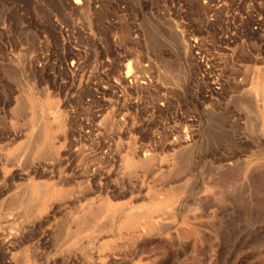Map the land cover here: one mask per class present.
<instances>
[{
	"label": "rangeland",
	"instance_id": "rangeland-1",
	"mask_svg": "<svg viewBox=\"0 0 264 264\" xmlns=\"http://www.w3.org/2000/svg\"><path fill=\"white\" fill-rule=\"evenodd\" d=\"M181 1L185 12L178 9L177 0H0V198L5 194L0 201L8 200L11 194L18 199L30 185L48 183L53 193L68 181L76 187L73 190L69 186L67 189L73 193L68 190V194L78 204L77 208L71 205L75 201L70 198L69 202V197L60 201L50 197L29 221L26 209H17L22 212V239L17 248L0 249L1 264H15L21 256L27 260L34 256L35 264H97L87 261L89 255L97 254L99 264H264V119L255 117L264 102L259 97L255 103L244 99L247 89H255L253 80L257 74L264 70V28L254 31L251 25L255 21L250 18L243 36L230 46L223 35L225 30H219V24H209L203 0ZM192 28L200 33L207 31L213 45L206 66L193 57L188 43ZM42 54L46 61L40 58ZM40 62L42 68L38 67ZM128 75L138 76L141 87L137 83L133 88L127 85ZM145 75L150 76L151 82L144 86L141 77ZM27 85L45 106L47 134L55 150L52 156L36 159L33 151H23L25 140L28 143L30 136H38V129L31 127L25 116L20 119L14 112ZM52 100L60 102L53 116L47 107V101ZM50 119L61 124L59 130ZM179 132L190 139L183 149L175 147L174 138ZM148 154L154 156L150 170L132 169L131 159ZM189 160L193 162L189 164ZM18 162L20 168L13 166ZM42 168L47 169L46 173ZM8 170L13 171L9 177ZM161 187L178 192V199L161 214L165 228L148 232L138 241L120 231L123 220L120 224L113 221L116 208H147L153 194L164 193ZM148 189L155 193L151 195ZM15 191H20V195ZM84 196L91 199L86 202ZM94 196L105 205L110 201L106 205L110 213L105 210L94 223L96 227L82 234L73 233L77 211L82 205L97 202ZM61 201L74 208H66V212L74 213H64ZM111 212L115 217L105 219ZM0 218L2 221L3 216ZM100 220L104 225L110 222L106 228L113 224V235ZM101 227L102 237L100 230H95ZM8 230L2 232L8 235ZM58 237L62 238L59 243ZM96 237L102 240L101 246L97 244L99 249L94 243ZM81 245L83 253L77 249ZM74 256H84L86 262L75 263ZM27 260L26 264H30Z\"/></svg>",
	"mask_w": 264,
	"mask_h": 264
},
{
	"label": "bare ground",
	"instance_id": "bare-ground-1",
	"mask_svg": "<svg viewBox=\"0 0 264 264\" xmlns=\"http://www.w3.org/2000/svg\"><path fill=\"white\" fill-rule=\"evenodd\" d=\"M78 4H79V1L77 2ZM171 27V26H170ZM175 30H177V31H179L178 29H175ZM178 34H179V32H178ZM135 62H137V61H135ZM137 64V63H136ZM138 66V65H137ZM133 67H134V65H133ZM141 67V66H140ZM19 68V67H18ZM139 69V68H138ZM146 70V69H145ZM262 70V69H261ZM143 71V70H142ZM258 72H259V70H257ZM256 74H257V72H255ZM125 74H127V73H125ZM131 74V73H130ZM133 74V73H132ZM123 75H124V73H123ZM255 75V74H254ZM129 76V75H128ZM136 76V75H135ZM126 77V76H125ZM138 77V76H137ZM136 77V78H137ZM123 80H124V78H122ZM126 80V79H125ZM139 80V79H138ZM255 81V82H254ZM151 82V81H150ZM253 84H255V89H251L250 91L247 89V91H248V94H247V96H246V98L244 97V99H250L251 101H252V103H255V102H253L256 98H258L262 103L264 102V70L261 72V73H259V74H257V77L253 80ZM138 83H140L139 81H138ZM137 83V85H139L140 86V84H138ZM148 83H149V81H148ZM145 84L146 83H144V86H145ZM153 84V83H152ZM147 85V84H146ZM151 86V84H148V86ZM136 86V85H135ZM253 86V85H252ZM134 86H132L131 88H133ZM138 87V86H137ZM141 87V86H140ZM147 87V86H146ZM123 88V87H122ZM130 88V87H129ZM253 88H254V86H253ZM144 89V88H143ZM148 89V88H147ZM136 90V89H135ZM21 92H22V90H21ZM174 92V91H173ZM172 92V93H173ZM170 93V92H169ZM37 93H35V91L32 89V87H30V86H26V89H24V91L22 92V99L20 100V102L18 103V106H15L14 107V109L16 108V111L14 110V112H15V115H17V117L18 116H20V119H21V116H25L26 118V120H28V122H29V124L30 125H32L31 127H33V126H35L38 130L36 131V133L38 134V136H30L29 137V139H28V143L26 142V140H25V143L27 144L26 146H25V143H22V144H24V146L25 147H23V151H33L34 152V156H35V158L37 157V156H39V157H42V156H52V155H54V148L52 147L53 146V144L51 145L50 144V142H49V135L47 134V127H48V125H47V118H46V116H45V112H44V110H45V106H44V104L41 102V100L37 97L38 95H36ZM171 94V93H170ZM173 95V94H172ZM168 97V96H167ZM43 98H44V96H43ZM42 98V99H43ZM169 98V97H168ZM170 99V98H169ZM247 99V100H248ZM18 100V99H17ZM45 100V99H44ZM167 100V99H166ZM249 100V102L251 103V101ZM172 101V100H171ZM170 101V102H171ZM242 102H244L245 103V101L243 100ZM247 102V101H246ZM258 102V101H257ZM60 102L58 101V100H55V101H47V107L49 106V108L51 109V111H52V113L50 114V115H52L53 114V112H55L56 111V109L57 108H59L58 107V104H59ZM244 103H242V104H244ZM248 103V102H247ZM246 103V104H247ZM246 104L244 105V107L246 108ZM249 104V103H248ZM247 104V105H248ZM259 104H261V103H259ZM253 106H255V104L253 105ZM122 108V107H121ZM122 110V109H121ZM122 112H124L123 110H122ZM257 114L255 115V117H257V115L259 116V118L260 119H264V105H263V107L261 108H257ZM112 113V112H111ZM249 113V112H248ZM252 113V112H251ZM251 113H250V115H251ZM48 114V115H49ZM56 114V113H55ZM54 114V115H55ZM126 114V113H125ZM170 114V113H169ZM253 114V113H252ZM57 115V114H56ZM63 115V114H62ZM109 115V114H108ZM132 115V114H131ZM254 115V114H253ZM53 116V115H52ZM65 116V115H64ZM127 116H129V115H127ZM130 117V116H129ZM62 118V117H61ZM60 118V119H61ZM104 119L106 118L107 119V117L105 116V117H103ZM113 118V117H112ZM134 119V118H133ZM257 119V118H256ZM55 120V119H54ZM54 120H52V119H50V123L52 124V126L54 125V127L55 126H57L56 127V129H60V127H61V124H59L58 123V121L57 122H55ZM58 120V119H57ZM62 120V119H61ZM119 120H121V119H119ZM124 120V119H123ZM131 120H132V118H131ZM130 120V121H131ZM258 121H259V119H257ZM64 121H65V118H64ZM127 122H128V120H127ZM57 123V124H56ZM124 123V122H123ZM176 123V122H175ZM260 123V122H259ZM24 124V123H23ZM127 124V123H126ZM180 124V123H179ZM20 125V124H19ZM18 125V126H19ZM129 125V124H128ZM127 125V126H128ZM131 125V124H130ZM18 126H15V128L17 129V127ZM100 126V125H99ZM121 126V125H120ZM193 126V125H192ZM19 127H21V126H19ZM35 127H33V128H35ZM64 127V126H63ZM175 127H176V125H175ZM28 128V127H27ZM49 128H51L50 126H49ZM182 128V127H181ZM55 129V128H54ZM183 129V128H182ZM193 129H195V128H193ZM20 130V129H19ZM22 130H23V128H22ZM51 130H52V128H51ZM62 130V129H61ZM66 130V129H65ZM65 130H64V132H65ZM172 130V129H171ZM189 130V129H188ZM262 130H263V127H262ZM24 131V130H23ZM27 131V130H26ZM53 131V130H52ZM63 131V130H62ZM193 131H195V130H193ZM21 132V131H20ZM28 132V131H27ZM35 131L33 130V133H34ZM54 132V131H53ZM52 132V133H53ZM173 132V131H172ZM176 132V131H175ZM196 132V131H195ZM264 132V131H263ZM22 133V132H21ZM26 133V132H25ZM56 133H58V132H56ZM62 133V132H61ZM60 133V135H63V134H61ZM66 133H67V131H66ZM191 134L193 133V132H190ZM31 134V133H30ZM49 134H50V132H49ZM171 134V133H170ZM176 134V133H175ZM184 134V133H183ZM183 134H181L180 132L178 133V138H174V140L176 139L177 140V143H176V145H175V147L178 145L179 147H181L182 149L185 147L184 146V144H187L186 143V141L188 142V140H190V139H188V137H186L185 135H183ZM186 134V133H185ZM189 134V133H188ZM187 134V135H188ZM18 135V134H17ZM33 135V134H32ZM192 135H194V134H192ZM196 135V134H195ZM51 136V135H50ZM64 136V135H63ZM172 136V135H171ZM66 137V136H65ZM65 137H63V138H65ZM172 138V137H171ZM193 139H195V138H193ZM170 140V139H169ZM192 140V139H191ZM54 141H55V139H54ZM54 141H52V143H54ZM58 141V140H57ZM66 141V140H65ZM171 141H173L172 139H171ZM61 142V141H60ZM167 142H169V141H167ZM192 142V141H191ZM173 143L175 144V142L173 141ZM193 143V142H192ZM196 143V142H195ZM58 144H59V142H58ZM60 145V144H59ZM168 145H169V143H168ZM192 144H190V146H191ZM197 145V144H196ZM19 147H20V145H18ZM55 146V145H54ZM61 146V145H60ZM170 146V145H169ZM189 146V147H190ZM22 147V146H21ZM62 147V146H61ZM133 147V146H132ZM192 147V146H191ZM16 150L18 151V147L16 146ZM57 148H59V147H57ZM134 148V147H133ZM170 148V147H169ZM178 148V147H177ZM177 148H175V149H177ZM180 148V149H181ZM21 149V148H20ZM56 149V148H55ZM171 149V148H170ZM188 149V148H187ZM195 149V148H194ZM14 150H15V147H14ZM57 150V149H56ZM130 150H131V148H130ZM179 150V149H178ZM189 150V149H188ZM193 150V149H192ZM22 151V152H23ZM25 151V152H26ZM132 151V150H131ZM176 151V150H175ZM14 152V151H13ZM12 152V150H11V152L10 153H13ZM21 152V154L23 155V153H25V152H23L22 153ZM133 152V151H132ZM184 152H185V150H184ZM186 152H187V150H186ZM185 152V153H186ZM191 152V151H190ZM176 153V152H175ZM178 153V152H177ZM180 153V152H179ZM137 154V153H136ZM188 154V153H187ZM18 155H19V152H18ZM24 155H26V154H24ZM144 155V154H143ZM177 155V154H176ZM185 155V154H184ZM11 156V155H10ZM55 156H57V154L55 155ZM138 156V155H137ZM149 156V157H148ZM153 156V155H152ZM151 155H145L143 158H136V159H131V166H132V169L133 168H135L136 169V167H139V168H149L151 165H152V163H153V160H154V156L152 157ZM179 156V155H178ZM187 156V155H186ZM17 157V156H16ZM31 157V156H30ZM32 157H33V155H32ZM128 157H129V155H128ZM127 157V158H128ZM134 157H135V155H134ZM184 157V156H183ZM193 157H194V155H193ZM11 158V157H10ZM34 158V159H35ZM38 158V157H37ZM36 158V159H37ZM58 158V157H57ZM173 158V157H172ZM176 158V157H175ZM182 158V157H181ZM187 158H188V156H187ZM8 159H9V157H8ZM23 159H25V157H23ZM39 159V158H38ZM41 159V158H40ZM189 159V158H188ZM191 159V158H190ZM11 160H13L12 158H11ZM10 159H9V161H11ZM128 160V159H127ZM127 160H125V161H127ZM177 160V159H176ZM187 160V159H186ZM20 161V160H19ZM28 161V160H27ZM31 161L32 160H30L29 161V163H31ZM38 161V160H37ZM40 161H42V159L40 160ZM47 161V160H46ZM53 161H54V159H53ZM53 161H51V162H53ZM129 161H130V159H129ZM171 161V160H170ZM35 162V161H34ZM57 162V161H56ZM175 162V161H174ZM184 162H186V161H184ZM190 162L192 163L193 161H191V160H189V164H190ZM14 163V162H13ZM16 163V162H15ZM21 163V162H20ZM39 163H41V162H39ZM42 163L44 164V162L42 161ZM128 163V162H127ZM173 163V162H172ZM178 163V162H177ZM18 164H19V162H18ZM18 164H13V166L14 165H17V167L18 168H20L21 167V165L20 166H18ZM28 164V163H27ZM33 164V163H32ZM48 164H49V162H48ZM171 164V163H170ZM175 164V163H174ZM182 164V163H181ZM11 165V164H10ZM34 165V164H33ZM33 165H32V167H33ZM37 165H38V162H37ZM50 165V164H49ZM54 165V164H53ZM154 165V164H153ZM40 166V165H39ZM48 166V165H47ZM17 167H15V168H17ZM46 167V166H45ZM50 167V166H49ZM128 167V166H127ZM154 167V166H153ZM156 167V166H155ZM177 167H179V164H178V166ZM35 168V167H34ZM47 168V167H46ZM182 168V167H181ZM33 169V168H32ZM41 169V168H40ZM49 169V168H48ZM51 169V168H50ZM90 169V168H89ZM88 169V170H89ZM134 169V170H135ZM173 169V168H172ZM183 169V168H182ZM12 170V169H11ZM14 170V169H13ZM20 169H18V171H19ZM23 170H25V169H23ZM28 170V169H27ZM37 170V169H36ZM43 170V171H42ZM42 172L43 173H46L45 171L47 170H45L44 168H42ZM94 170V169H93ZM99 170V169H98ZM149 170H150V168H149ZM148 170V171H149ZM173 170H175V169H173ZM251 170V169H250ZM17 171V172H18ZM22 171V170H21ZM21 171H20V173H21ZM32 171V170H31ZM34 171V170H33ZM83 171V170H82ZM81 171V172H82ZM84 171H85V169H84ZM90 171H91V169H90ZM96 171V170H95ZM95 171H94V173H95ZM107 171V170H106ZM115 171H119V170H115ZM125 171V170H124ZM144 171V170H143ZM143 171H142V173H143ZM148 171H146V173L148 172ZM172 171V170H171ZM181 170H179V172H180ZM7 172V171H6ZM11 172V171H10ZM9 170H8V177H9ZM13 172V171H12ZM11 172V173H12ZM35 172H37V171H35ZM47 172H49V171H47ZM53 172V171H52ZM116 172V173H117ZM120 172H121V170H120ZM151 172V171H150ZM178 172V171H177ZM250 172V171H249ZM54 173V172H53ZM93 173V172H92ZM125 173H126V171H125ZM128 173V172H127ZM135 173V172H134ZM134 173H132L133 175H136V173L134 174ZM139 173V172H138ZM137 173V174H138ZM161 173V172H160ZM169 173H170V171H169ZM172 173H174V172H172ZM251 173V172H250ZM13 174V173H12ZM21 174H23V173H21ZM25 175H29L27 172H25L24 173ZM55 174V173H54ZM96 174H98V173H96ZM154 174V173H153ZM6 175V174H5ZM37 175H39V174H37ZM41 175V174H40ZM39 175V176H40ZM45 174H43L42 176H44ZM48 175H50V173L48 174ZM52 175V174H51ZM78 175V174H77ZM76 175V176H77ZM80 175V174H79ZM113 175V174H112ZM129 175V174H128ZM131 175V174H130ZM130 175H129V177H130ZM155 175V174H154ZM165 175V174H164ZM172 175V174H171ZM170 175V176H171ZM249 175V174H248ZM19 176H21V175H19ZM47 176V175H46ZM56 176H57V174H56ZM62 176H64V175H62ZM74 176V175H73ZM81 176V175H80ZM150 176V175H149ZM169 176V175H168ZM173 176V175H172ZM177 176V175H176ZM251 176V175H250ZM6 177V176H5ZM7 177V178H8ZM18 177V176H17ZM22 177V176H21ZM32 177V176H31ZM35 177H36V175H35ZM79 177V176H78ZM87 177V176H86ZM88 177H90V176H88ZM100 177V176H99ZM109 177H111V176H109ZM115 177V176H114ZM135 177V176H134ZM153 177V176H152ZM160 177V176H159ZM159 177H156L157 178V180H159L160 178ZM6 178V179H7ZM12 178V177H11ZM19 178V177H18ZM24 178V177H23ZM26 178H27V176H26ZM29 178V177H28ZM43 178V177H42ZM58 178V177H57ZM83 178V177H82ZM98 178V177H97ZM137 178H139V177H136V179ZM156 178L155 179H153L154 180V182H155V180H156ZM159 178V179H158ZM162 178H164L163 176H162ZM161 178V179H162ZM168 178V177H167ZM13 179V178H12ZM25 179V178H24ZM67 179H68V177H67ZM70 179H73V178H70ZM70 179H68V180H70ZM75 179V178H74ZM87 179V178H86ZM85 179V180H86ZM90 179V178H89ZM99 179V178H98ZM110 179V178H109ZM112 179V178H111ZM174 179V178H173ZM9 180V179H8ZM26 180V179H25ZM35 180V179H34ZM61 180V179H60ZM79 180V179H78ZM85 180H83L82 179V181H85ZM96 180V179H95ZM157 180H156V182H157ZM14 181V180H13ZM39 181V180H38ZM53 181V180H52ZM67 181V180H66ZM76 181V180H75ZM86 181H89V180H86ZM101 181V180H100ZM110 181V180H109ZM116 181V180H115ZM146 181V180H145ZM171 181V180H170ZM58 182V181H57ZM78 182V181H77ZM95 182V184H93V185H96V181H94ZM93 182V183H94ZM153 181H152V184L154 183ZM155 182V183H156ZM159 182H160V180H159ZM161 182H163V183H166L164 180L163 181H161ZM168 182V181H167ZM14 183V182H13ZM31 183V182H30ZM61 183V182H60ZM75 183V182H74ZM82 183V182H81ZM87 183V182H86ZM107 183H109V182H107ZM175 183V182H174ZM174 183H172L173 185H174ZM179 183V182H178ZM214 183V182H213ZM216 183V182H215ZM10 184V183H9ZM35 184V183H34ZM63 184V183H62ZM71 184H72V182H71ZM101 184V183H100ZM116 184V183H115ZM167 184H169V182L167 183ZM217 184V183H216ZM7 185V184H6ZM59 185H61V184H59ZM64 185H66V186H64ZM64 187H56L55 188V191L52 193L51 191H50V189L52 188L51 187V185H48V183L47 184H43V185H39V186H31L30 185V187L28 188V192L24 195L23 193L20 195L19 193H20V191H19V195L21 196V197H18V199H17V197H13L12 196V194L11 195H8V196H10L9 198H8V200H6V201H3V200H1L0 201V216H3V220L2 221H0V249H4V247H6V248H9V247H14V248H17V246H16V244L19 242V239H22V238H19V232H20V226H22V222L19 220V214H21V213H18L19 211H17V209H26L25 210V212L24 213H26V215L28 216H33L34 215V213H36L37 211H38V209H40V206H42L43 205V203L48 199V198H50L51 197V200H53V201H55V200H64L65 198H67V197H69L67 200H69V202H70V200H72V199H74V201H75V204H71V205H76V200H75V197L74 198H72L73 196H69V194L68 193H71V192H68V190L69 191H72V189L73 188H76V187H73V185L74 184H72V185H70V182H68L67 181V183L65 182L64 183ZM80 185V184H79ZM78 185V187H80V186H82V185H80L79 186ZM102 185V184H101ZM130 185V184H129ZM170 185V184H169ZM169 185H168V187H169ZM172 185V186H173ZM212 184H210V186H211ZM215 185V184H214ZM16 186V185H15ZM69 186H71V190L70 189H67V188H70ZM98 186V185H97ZM6 187V186H5ZM14 187V186H13ZM51 187V188H50ZM120 187V186H119ZM135 187V186H134ZM141 187V186H140ZM154 187H158V186H154ZM171 187V186H170ZM174 187V186H173ZM215 187V186H214ZM7 188V187H6ZM16 188V187H15ZM26 188V187H25ZM49 188V189H48ZM122 188H124V186L122 187ZM137 188V187H136ZM136 188H135V190H136ZM142 188V187H141ZM144 188V187H143ZM153 188V187H152ZM167 188V187H166ZM165 187H161V188H159L160 190H162L164 193H160V195H164V197H160V195L159 194H153V193H155V192H150V190H149V192H150V194L152 195H149V196H151L150 197V202H151V204H149V207H147V208H139V207H137L136 209H132V207L131 208H129V210H127V208H125L124 209V207L122 208L121 206H119V208L117 207L116 209L118 210H116V212L114 213V212H111V214L109 215V217H106L105 219H109L111 216H114L115 217V220H113V221H115V223L117 224V222H119L118 224H120V221H122L123 220V223H122V225H121V230L120 231H124L126 234L125 235H128V236H130L131 237V239L132 238H134V239H136L137 241L142 237L143 238V236L144 235H146V234H148V232L150 233V232H153V231H155V230H163L165 227V223H164V221H163V219H162V216H161V214L162 213H164V212H166L170 207H171V205L173 204V202L174 201H176V199H178L177 197H178V192L177 191H173V190H168V188L166 189ZM181 188V187H180ZM3 189H4V187H3ZM9 189H10V187H9ZM81 189V188H80ZM94 189H95V187H94ZM96 189H100V188H97L96 187ZM106 189V188H105ZM104 189V190H105ZM120 189H121V187H120ZM125 189V188H124ZM154 189V188H153ZM173 189V188H172ZM8 190V189H7ZM11 191H12V189H10ZM9 190V191H10ZM16 190H19V189H16ZM74 190V189H73ZM75 190H77V189H75ZM79 190V189H78ZM129 190H131V189H129ZM128 190V191H129ZM155 190V189H154ZM187 190V189H186ZM185 190V191H186ZM13 191H14V189H13ZM96 191V190H95ZM98 191V190H97ZM106 191V190H105ZM108 191H109V189H108ZM125 191V190H124ZM143 191V190H142ZM156 191V190H155ZM158 191V190H157ZM82 192V191H81ZM103 192V191H102ZM112 192V191H111ZM127 191H125V193H126ZM139 192V191H138ZM144 192V191H143ZM184 192V191H183ZM16 193V191H15V194H17ZM72 193H73V191H72ZM98 193H99V191H98ZM97 193V194H98ZM104 193V195L103 196H105L106 194H105V192H103ZM114 193V192H113ZM112 193V194H113ZM145 193V192H144ZM158 193V192H157ZM17 194V195H18ZM76 194V193H75ZM74 194V196H76ZM78 194V193H77ZM84 194V193H83ZM116 194V193H115ZM123 194V193H122ZM127 194V193H126ZM143 194V193H142ZM141 194V195H142ZM148 194V193H147ZM181 194V193H180ZM13 195H14V193H13ZM80 195V194H79ZM108 195V194H107ZM111 195V194H110ZM119 195V194H118ZM121 195V194H120ZM119 195V196H120ZM146 195V194H145ZM3 196H5V194L3 195ZM3 196H1V198L3 197ZM7 196V197H8ZM97 196H99V195H97ZM102 196V197H103ZM116 196V195H115ZM80 197V196H79ZM92 197V196H91ZM95 197V196H94ZM101 197V196H100ZM99 197V198H100ZM101 197V198H102ZM110 197V196H109ZM113 197V196H112ZM111 197V198H112ZM140 197H142V196H140ZM146 197V196H145ZM180 197V196H179ZM182 197V196H181ZM0 198V199H1ZM4 198V197H3ZM70 198H72V199H70ZM87 198H88V196H87ZM90 198V197H89ZM89 198H88V200H89ZM96 198H98V197H95V199L94 200H96ZM28 199V200H27ZM91 199V198H90ZM104 199H106V201H107V198L105 197ZM113 199V198H112ZM145 199V198H144ZM148 199V198H147ZM83 200L85 201L86 200V198H85V196L83 197ZM88 200H86V202L88 201ZM102 200V199H101ZM109 200V199H108ZM142 200V199H141ZM149 200V199H148ZM52 201V202H53ZM58 201V202H59ZM92 201V200H91ZM97 201V200H96ZM105 200H102V202H106ZM139 201V200H138ZM137 201V202H138ZM145 201V200H144ZM143 201V202H144ZM180 201V199L178 200V202ZM57 202V201H56ZM57 202V203H58ZM62 202V201H61ZM60 202V203H61ZM69 202H67V203H69ZM93 202H95V201H93ZM109 203H110V201H108ZM177 202V203H178ZM54 203V202H53ZM63 203V202H62ZM73 203V202H72ZM96 203H98V204H96ZM108 203V204H109ZM148 203V202H147ZM64 204V203H63ZM62 204V205H63ZM80 204V203H79ZM85 204V203H84ZM108 204H106V205H108ZM111 204V203H110ZM118 204V203H117ZM140 204V203H139ZM146 204V203H145ZM144 204V205H145ZM78 205V204H77ZM76 205V206H77ZM106 205H105V203H100V201L98 202H95L94 204H86L85 206L84 205H82V207H81V210H79V211H77V212H79L78 213V216L76 215V218H74L75 219V223H76V225H75V223H73L74 224V228H72V231H73V233H75V234H78V233H81V232H83L84 230H86V229H89V228H92L93 226H95L94 225V223H96V222H98V219L100 218V216H101V214H103V212L106 210V208L108 207H106ZM119 205H120V203H119ZM122 205V204H121ZM133 205H135V204H133ZM141 205V204H140ZM178 205V204H177ZM27 206L29 207L30 206V208L29 209H27ZM44 206H45V204H44ZM44 206H42V207H44ZM57 206V205H56ZM64 207L63 208H61V210H63V211H65L64 213H69L71 210H73L74 208H73V206L71 207L69 204H64L63 205ZM75 206V207H76ZM113 206V205H112ZM112 206H111V208H112ZM118 206V205H117ZM123 206H124V204H123ZM126 207H128V205H125ZM131 206V205H130ZM136 206H138V205H136ZM176 206V205H175ZM41 207V208H42ZM54 207V206H53ZM58 207H60V206H58ZM71 207V210L70 211H68L67 210V212H66V208L68 209V208H70ZM80 207V206H79ZM78 207V208H79ZM110 207V206H109ZM121 207V208H120ZM56 208V207H55ZM73 208V209H72ZM77 208V207H76ZM75 208V209H76ZM110 208V209H111ZM135 208V207H134ZM56 209H58L59 210V208H56ZM115 209V208H114ZM172 209V208H171ZM170 209V210H171ZM177 209H179L178 207H177ZM51 211H52V209H50ZM49 210V211H50ZM61 210H59L60 212H61ZM77 210V209H76ZM174 210V209H173ZM176 210V209H175ZM21 211V210H20ZM23 211V210H22ZM42 211V210H41ZM56 211V210H55ZM54 211V212H55ZM59 211H57V212H59ZM107 211V210H106ZM115 211V210H114ZM44 212H46V211H44ZM56 212V213H57ZM72 212L73 211H71V214H72ZM108 212V211H107ZM43 213V212H42ZM53 213V212H52ZM51 213V214H52ZM74 213V212H73ZM110 213V210H109V212H108V214ZM112 213H114V215H112ZM170 213V212H169ZM171 213H172V211H171ZM38 214V213H37ZM63 214V213H62ZM108 214L106 213V216H108ZM26 215H24V217L26 216ZM42 215V214H41ZM47 215V214H46ZM46 215H44L43 214V216L45 217ZM59 215H61V214H59ZM74 215V214H73ZM48 216V215H47ZM52 216V215H51ZM72 216V215H71ZM30 217H27V219H28V221L29 220H31L32 219V217L30 218ZM38 217V216H37ZM40 217V216H39ZM68 217H70V216H68ZM75 217V216H74ZM105 217V216H104ZM114 217H112V218H114ZM22 218V217H21ZM20 218V219H21ZM71 218V217H70ZM0 219H2V218H0ZM33 219H34V217H33ZM45 219V218H44ZM43 219V220H44ZM50 220L52 219L51 217L49 218ZM69 219V218H68ZM103 219V218H102ZM22 220V219H21ZM25 220V219H24ZM23 220V221H24ZM39 221V220H38ZM48 221V220H47ZM71 221H73V220H71ZM101 222H102V226L104 225L103 223H105V222H103L102 220H100ZM110 221V220H109ZM166 221V220H165ZM65 222H68L67 221V218H66V221ZM100 222V223H101ZM108 221H106V223H107ZM26 223V222H25ZM28 223V222H27ZM26 223V224H27ZM38 223V222H37ZM110 223V222H109ZM109 223H107L106 225H104L105 227V229H107L106 228V226H108V224ZM112 223V222H111ZM167 223V222H166ZM169 223V222H168ZM73 224H70V225H72V227H73ZM25 225V224H24ZM29 225H31V224H29ZM35 225H36V223H35ZM99 225V224H98ZM98 225H97V227H98ZM112 225V227H113V229H112V227L109 229L108 228V230H111L110 231V233H112V235H113V231L112 230H114L115 228H114V226H113V224H111ZM110 225V226H111ZM99 226H101V224L99 225ZM142 226L146 229H144V228H142ZM167 226V225H166ZM34 226H32V228H33ZM96 227V226H95ZM9 229L8 231L9 232H7V233H9L8 235L7 234H5V233H3L2 232V230H4V229ZM25 228V227H24ZM28 228V227H27ZM53 228V227H52ZM63 228V227H62ZM60 229V228H59ZM59 229H57V230H59ZM63 229H66V228H63ZM67 229H68V226H67ZM13 230V231H12ZM24 230V229H23ZM30 230H31V228H30ZM56 230V229H55ZM96 231H99V232H101L102 231V227H101V229H95ZM104 230V229H103ZM107 230V231H108ZM25 231H27V229L25 230ZM59 231H61V230H59ZM69 231V230H68ZM106 231V232H107ZM29 232V231H28ZM56 232H58V231H56ZM61 232H63L64 233V230H62ZM61 232H59L60 234H62ZM67 232V231H66ZM65 232V233H66ZM91 232V231H90ZM93 232H94V229H93ZM114 232H118V230L117 231H114ZM68 233V232H67ZM85 233V232H84ZM89 233V232H88ZM98 233V232H97ZM103 233H104V231H103ZM123 233V232H122ZM22 234V233H21ZM59 234V235H60ZM82 234V233H81ZM105 234V233H104ZM106 234H109V233H106ZM56 235V234H55ZM57 235H58V233H57ZM67 236L69 235V234H66ZM65 235V236H66ZM86 235V234H85ZM84 235V236H85ZM102 232H101V237H102ZM114 235H116V233L114 234ZM62 236V235H61ZM66 236V238H71V236L70 237H67ZM83 236V235H82ZM83 236V237H84ZM107 236V235H106ZM108 236H110V234L108 235ZM107 236V237H108ZM63 237H64V235H63ZM89 237V236H88ZM125 237H127V236H125ZM145 237V236H144ZM66 238H64V239H66ZM80 238V237H79ZM128 239H129V237H127ZM23 239H25L24 237H23ZM60 239H62V238H59L58 237V243H59V240ZM83 239H85V238H83ZM89 239V238H88ZM90 239H95L94 237L93 238H90ZM96 239L97 240H95V244H96V246H97V244L99 245V246H101L102 245V243L100 242V241H102V240H100V238L99 237H96ZM109 239V238H108ZM108 239H105V240H108ZM112 239V238H111ZM125 239V238H124ZM130 239V240H131ZM72 240H73V238H72ZM71 240V241H72ZM75 240H77V239H75ZM79 240H81V239H79ZM61 241V240H60ZM63 241V240H62ZM88 241V240H87ZM109 241V240H108ZM127 241V240H126ZM24 243H25V241H23ZM64 242H65V240H64ZM62 243V242H60V243H62V244H65V243ZM81 242V241H80ZM91 242V241H90ZM89 242V244H90V246H91V243ZM105 242V241H104ZM111 242V241H110ZM136 242V241H135ZM21 243H22V241H21ZM73 243V242H72ZM94 243H92V245L94 244ZM106 243V242H105ZM129 243V242H128ZM61 244V245H62ZM101 244V245H100ZM108 244V243H107ZM61 245H58V246H60L61 247ZM67 245V244H66ZM66 245H65V247H66ZM71 245V244H70ZM74 245H75V243H74ZM83 245V244H82ZM79 246V247H77V249L78 250H83L84 249V246L86 245V244H84V246ZM106 245V244H105ZM108 245H110V243L108 244ZM125 245V244H124ZM16 246V247H15ZM86 246H88V244L86 245ZM90 246H88V247H90ZM24 247V246H23ZM64 247V246H63ZM72 247V246H71ZM105 247V246H104ZM108 247V246H107ZM110 247H111V245H110ZM113 247V246H112ZM118 247V246H117ZM90 248H92V247H90ZM89 248V250H91ZM97 248H98V246H97ZM96 248V249H97ZM60 249V248H59ZM86 249L88 250V248L86 247ZM99 249V248H98ZM113 249V248H112ZM116 249V248H115ZM16 250V249H15ZM15 250H13V251H15ZM87 250L85 251V253H87L88 254V252H87ZM88 250V251H89ZM119 250H120V248H119ZM3 251H5V250H3ZM11 251V250H10ZM12 251V252H13ZM61 251H63V250H61ZM68 251H70L69 249H68ZM92 251V250H91ZM71 252V251H70ZM73 252H74V250H73ZM84 252V250L82 251V253ZM63 253H65V251L63 252ZM9 254V253H8ZM86 254V255H87ZM91 254V253H90ZM14 255V254H13ZM17 255V254H16ZM16 255H14L15 257H16ZM96 255V254H95ZM111 255H113V254H111ZM110 255V256H111ZM115 255V254H114ZM62 256H64V255H62ZM69 256H71V255H69ZM94 256V255H93ZM92 255H91V257H90V255H89V257H87L88 259H87V261H89V262H96L97 264H99L98 263V260H99V258H97L98 257V254H97V257H93ZM110 256H107V257H110ZM15 257H13L12 258V256L10 257V258H12V259H14ZM103 257V256H102ZM114 257V256H113ZM9 258V259H10ZM30 258V257H29ZM66 258V256H64V259ZM112 258V257H111ZM12 259H11V261H12ZM98 259V260H97ZM102 259V258H101ZM17 260V258H15L14 259V261H16ZM26 256L25 257H22L21 256V258L19 257L18 258V262H15V264L16 263H18V264H26L27 262H26ZM30 264H35V257L34 256H32L30 259ZM29 260H27V261H29ZM62 260V259H61ZM68 260V259H67ZM71 260V259H70ZM37 261V260H36ZM63 261H65V260H63ZM62 261V262H63ZM69 261V260H68ZM72 261H76V262H79V263H85L86 261H85V258H84V256L82 257V256H80V257H78V256H74L73 258H72ZM71 261V262H72ZM85 261V262H84ZM101 261V260H100ZM99 261V262H100ZM13 262V261H12ZM75 262V263H76ZM102 262V261H101ZM14 263V262H13ZM1 264V263H0ZM28 264H29V262H28ZM58 264V263H57ZM64 264H66V263H64ZM88 264V263H87ZM89 264H91V263H89ZM106 264V263H105Z\"/></svg>",
	"mask_w": 264,
	"mask_h": 264
},
{
	"label": "built area",
	"instance_id": "built-area-1",
	"mask_svg": "<svg viewBox=\"0 0 264 264\" xmlns=\"http://www.w3.org/2000/svg\"><path fill=\"white\" fill-rule=\"evenodd\" d=\"M178 9H183L185 6L181 0H177ZM203 5L207 10V20L210 25L219 24V30H225L226 42L228 45H234L237 40L243 36L245 29L248 27L249 19L255 22L251 25L254 31L261 32L264 28V0H203ZM188 43L192 50L194 59L206 66L209 62L213 47L209 38L208 32H197L192 28L188 34ZM42 61H46L45 54L40 57ZM41 61V60H40ZM42 68V63L38 64ZM137 76H126L127 85L131 87L138 82ZM146 83L150 81V76L141 77Z\"/></svg>",
	"mask_w": 264,
	"mask_h": 264
}]
</instances>
